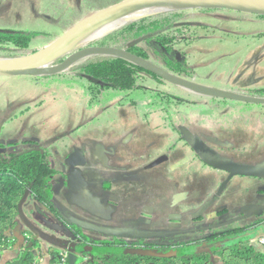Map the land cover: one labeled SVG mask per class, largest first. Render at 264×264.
<instances>
[{
  "label": "rangeland",
  "instance_id": "rangeland-1",
  "mask_svg": "<svg viewBox=\"0 0 264 264\" xmlns=\"http://www.w3.org/2000/svg\"><path fill=\"white\" fill-rule=\"evenodd\" d=\"M120 1L122 0H0V29L39 33L26 50L30 54L50 44L84 17ZM203 8L216 9L205 11L201 10ZM168 11H186L182 18L188 24L183 36L185 40L176 44L175 53L182 56L189 65L192 78L182 79L195 86L201 85L199 87L204 88L207 93L176 84H158L138 70L133 71V90L128 89L116 95L111 90V94H114L111 98H107L105 92L97 95L95 87L93 90L89 87L90 91L88 87L84 89L81 82L86 83L85 81H77L69 76H56L55 80L41 77L38 72L22 76H0V144L5 145L0 152L18 153L25 145L31 144L30 146L47 152L51 167L57 171L55 175L60 176L68 171L66 157L74 150L80 151L84 159L80 169L85 186L80 191L73 192L70 197L65 189L52 193L47 190V195L56 212L54 214L64 224L67 222L77 228L89 240L112 245L111 242L177 243L193 239L199 231L194 224H176L172 227L166 225V221L175 218L182 209L193 208V198L198 199V207L202 205L197 212L200 214L198 219L202 217L204 226H208L205 234L235 225L242 226L246 222L217 226V222L224 221L223 214L227 210L221 207L217 199L220 194L218 185L223 175L211 168L184 174L192 185H200L197 191L189 195L181 186L179 178L171 177L174 174L139 169L126 174L132 179L140 180L134 186L136 196L130 198L127 192L119 194L121 190L118 189L117 180L105 171L103 164L97 162L94 156L95 145L102 141L104 143L102 130L106 127L132 128L143 125L153 130L173 131L175 126L187 121L194 128L202 126V131L222 140L226 139L224 151L218 154V159L239 164L264 165V135L258 134V131L253 136L249 134V111L260 115L264 106H253L251 109L249 102L244 100L250 97L251 85L263 82L264 15L220 7ZM159 13L163 12L143 17ZM131 21L71 45L51 65L74 59L60 72L66 74L73 66L98 56L88 53L75 57L79 51L90 48L87 43ZM138 85L147 91L139 90ZM149 89L158 90L159 93H150ZM211 89L226 91L237 98L209 95L220 94ZM169 95L177 96L182 101L169 98ZM128 97L133 100L132 104ZM123 104L125 107H121ZM122 113L128 114L129 119L126 115L122 116ZM220 125H226L227 128H217ZM168 136L171 137L170 134ZM162 143L164 144L159 145L161 149L158 152L167 148L172 140L166 138ZM181 149L180 146V152ZM227 187L233 192L234 200L240 194L238 189L242 191L249 187V177L235 176ZM248 191L252 193L251 188ZM223 196L220 202L224 199ZM206 204L209 205L205 207ZM234 204H229L228 209L233 212L237 210L242 215L241 208L239 211L240 204ZM258 208L264 209V203H259ZM194 217L196 216L193 215ZM211 225L215 226L210 227ZM83 255L85 254H80L81 257L75 264L85 260Z\"/></svg>",
  "mask_w": 264,
  "mask_h": 264
},
{
  "label": "trees",
  "instance_id": "trees-1",
  "mask_svg": "<svg viewBox=\"0 0 264 264\" xmlns=\"http://www.w3.org/2000/svg\"><path fill=\"white\" fill-rule=\"evenodd\" d=\"M215 9L203 8L201 10L213 11ZM185 14L186 11H167L132 20L90 41L87 46L127 50L175 77L191 79L189 65L182 56L178 57L175 53L176 44L185 40L183 36L188 28V24L182 21ZM38 34L33 31L0 29V58L27 55L26 50ZM76 66H79L78 71L85 77L102 82H112L119 90L129 89L132 66L138 67L123 58L110 55L93 56ZM174 98L177 100L176 97ZM4 146L0 144V149ZM49 160L47 152L36 147L20 153L0 152V244L10 240L11 237L6 235L7 231L15 227L20 212V203L26 193H30L36 200L45 204L50 211L56 213L47 195L50 187L48 178L51 174L57 173L51 167ZM65 227L74 236H79L86 246H90L85 249L86 251L90 252L92 246L99 245L97 241L82 236L74 226L65 223ZM240 232V229L214 232L202 240L161 252L165 254L164 257L99 254L91 251L94 258L82 264H264V248L250 243V239L257 237L255 235L258 232L252 231L245 238L236 237L239 235L235 234ZM31 244L34 243L31 242ZM32 247L27 245L17 257L7 260L5 264H33L36 258ZM57 252L49 253L50 264H58ZM66 264H70L69 259Z\"/></svg>",
  "mask_w": 264,
  "mask_h": 264
},
{
  "label": "flooded vegetation",
  "instance_id": "flooded-vegetation-1",
  "mask_svg": "<svg viewBox=\"0 0 264 264\" xmlns=\"http://www.w3.org/2000/svg\"><path fill=\"white\" fill-rule=\"evenodd\" d=\"M177 56L179 57L178 54ZM78 68L79 66H73L71 69L68 70L66 74H61L60 71L54 74H50L49 76L41 75V77L55 80L56 76H63V77L69 76L77 81L83 80L86 82V83L81 82L83 84L82 86L83 88L90 87L91 90H93V87H95L94 91L96 90L98 91L97 95H101L103 92H105L107 93L106 95L107 98L108 97L111 98V96L113 97L114 94L115 95L117 93L121 94L123 91L128 90V89L127 90L116 89L115 85L109 81L102 82L91 77L90 78L85 77L84 74L78 71ZM135 70L141 71L145 75L149 76L154 80L155 83L157 82L158 84H166L169 86L171 85L173 86V83L171 84L167 82V80L160 77L159 75L153 73L152 71L146 70L140 66L138 67L132 66V75H133V71ZM129 82H131L128 84L130 91L133 90L134 88L131 86L135 82L134 78L132 77V79ZM137 87H139V90L143 89L144 91H147L145 88H142V86L138 85ZM111 90L115 92L113 95L110 92ZM149 90L151 91V92L148 91L150 93L152 92L159 93L157 92L158 90H153V89H149ZM249 90H250L249 91L250 97L264 99V76H263V82H258L256 86L251 85ZM260 90H262L263 92L260 93L259 92ZM128 95H130L129 92ZM168 97L173 98L174 100H176L174 98L176 97L177 101L180 100L177 96L169 95ZM129 98L130 97H128V99ZM129 102L132 104L133 100L129 99ZM253 106L261 107L264 106V103L249 102V107L251 109ZM121 107H125V105L123 104ZM121 115L122 116L126 115V118L129 119L128 114L122 113ZM135 116H137L136 113ZM257 119H258V124H257ZM140 123H142L141 118H140ZM193 126H194L193 124L189 125V122L185 121L183 124L175 126L173 128V131H168V130L159 131L158 129H156L159 132H156V130L155 129L153 130V128H148L147 126H143V125L137 127L135 126L132 128L121 127V126L106 127L102 130L103 132L102 140H104V143L102 141L100 144H96L95 148L93 149V153L97 159V162H99L101 165L103 164L105 171L107 173H110L113 179L117 180L118 189L121 190L119 191V194L122 191L127 192L130 198L136 196L134 191L135 190L134 186L136 184V181L139 182L140 180L139 178L132 179L131 176L126 174L133 173L139 169H148L152 173L154 171L158 172V170H160V172L164 171L165 173L168 172L174 174L171 177L177 179L179 178V180L182 183L181 186H183L187 190L189 195L191 192L197 191V188L199 189L200 185L199 184L192 185L191 182H189V180L187 179L188 177L185 176L184 174L189 172L192 173L200 172L206 167H208L217 171L216 173H221V175H223V178L218 185L220 186V184L226 179L228 173L216 169L213 166L209 165L206 159L209 160L218 159L217 158L219 157L218 154H221L224 151L223 149L225 148L226 139L222 140L220 139V137L217 138L207 132L202 131L203 128L202 126L201 127H199L198 125L195 126V128L197 127L196 129ZM225 127L226 125H220L217 128L223 130L225 129ZM182 129H187L195 138L201 140L213 153L211 154V153L195 152L192 149L191 145L188 143V141L185 140L184 135L182 133ZM257 131L258 134L264 135V111H260V115H255L254 111H249V132H250L249 134L253 136L255 133H257ZM168 134H170L171 137L168 136ZM166 138L171 139L172 143L168 145L167 148H163L162 151L158 152L161 149V148L159 149V145L164 144L162 143V141ZM262 138L264 139V136H262ZM98 146H101V150H99ZM180 146L182 147L181 152H180ZM100 153L103 156L104 161L101 160ZM191 167L193 169H191ZM241 177H248V176H241ZM229 182L227 183V185L229 184ZM227 185L224 187V189L220 192V194L217 197L221 207L225 211L227 210L223 214L224 221L222 223L217 222V226L219 224H223V226H228L231 224H236L238 221H246V222L242 226L235 225L232 228L218 229L217 231L214 232L240 229L241 233L239 234V236L236 237L238 238L248 237L249 233H251L253 229H255V227H257L258 225H259L258 227L262 226L263 225L262 222H264V209H260L257 207L259 206V203H264V190H260V188H264V179L249 177L248 188L249 189L251 188L252 193L248 191L249 189L247 187L246 190H242V191L241 189H238L240 194L234 200H233V192H230V188H228ZM212 187H213V181L211 183V188ZM203 191L204 189L202 188V193ZM223 193H225V196H223ZM119 194L117 193L118 195L117 197L120 196ZM138 195L140 196V194ZM222 196L224 199H222V202H220V198ZM193 201H194L193 208L191 207V209L189 208L182 209L180 212L176 214L175 218H169L166 221V225H169L171 227L176 224H186V223L194 224L195 226H197L199 231L197 232L195 238L193 239L187 240L185 242H177V243H158V242H148V241L145 242L140 241V242L128 243V244L111 242L112 245H110L109 243H101L102 241H97V243H99V245L101 246L133 247V248H141L145 250H155L159 252H165V251L173 250L177 247H182L184 246V244L202 240L207 235H209V234H205V230L208 228V226L207 227L204 226V223L202 222L203 219H201L202 217L198 219L200 214L197 212V210L202 205L200 204L198 207L197 198H193ZM237 202L240 204L239 211L240 208L241 210L247 208L242 211V215L241 214L239 215V212H237V210L233 212V210L230 211L228 209L229 204H233V203L236 204ZM253 205L256 206L257 208L248 209L249 206H253ZM258 213H260V216L258 215ZM193 215L196 217L193 218ZM214 226L211 225L210 227H214ZM263 229L264 228L260 230ZM84 247L88 248V245ZM83 250H85V248H83ZM90 252L83 255L85 258L84 261H88L94 258L93 256L94 254Z\"/></svg>",
  "mask_w": 264,
  "mask_h": 264
},
{
  "label": "water",
  "instance_id": "water-1",
  "mask_svg": "<svg viewBox=\"0 0 264 264\" xmlns=\"http://www.w3.org/2000/svg\"><path fill=\"white\" fill-rule=\"evenodd\" d=\"M163 1H168V0H122L118 3L112 4L108 7L97 10L91 13L90 15L84 17L83 19L75 23L74 25H72L61 36H59L57 39L52 41L50 44L42 47L41 49L35 50L34 52L28 55H25V56H21V57L0 58V76H6V77L22 76V75L33 74L34 72H38L40 75H50V74L63 71L64 66H66L69 63L70 59L65 60L63 63H57L53 65L51 64L57 59H59L70 48V46L73 44L76 38H78L79 36L83 34L93 32L100 26H103L104 24L111 22L112 20H114L115 18H117L118 16L126 12H129L137 8H143V7H147L150 5H154V4L163 2ZM211 7H220V6H211ZM220 8H226V7H220ZM226 9H230V8H226ZM251 13H255L258 15H264V13H256L253 11H251ZM140 18H143V16L136 18L134 20H137ZM94 50H100V51H105V52L112 50V51H123V52L129 53L127 50H123V49L90 47L88 49L79 51L75 57L81 55L84 52H90ZM95 55H99V54H95ZM105 55L116 56V57H120V58H123L129 61L128 59L122 56L115 55V54H105ZM129 62L159 75L157 72L149 68L136 64L132 61H129ZM211 90H214L220 94L218 95L209 94V95L221 96V97H227V98H237L233 94L228 93L226 91H218L215 89H211ZM244 100L247 102H252V103H264L263 98L249 97ZM182 133L184 135L185 140L188 141V143L191 145L192 149L195 152L211 153V154L213 153L201 140H199L198 138H195L187 129H182ZM98 148L99 150H101V146H98ZM100 158L102 161H104L101 153H100ZM206 160H207V163L213 166L214 168L228 173L226 179L220 184L218 188V192H221L224 189V187L227 185V183L233 176H248V177L264 179V165L239 164V163H235L231 161H224V160H219V159H211V160L206 159ZM65 162L70 168L69 171L67 172L64 171L63 174H61L60 176L59 174H57L58 175L57 178H56L57 175L55 174L51 175L48 178V182L50 184L49 192H60L61 190L65 189L68 193V196H70L71 193L79 190L85 184V181L83 179L81 169H80V167L84 164V159L80 151L74 150L66 157ZM208 205L209 204H206L205 207ZM257 207L253 205V206H249L248 209L249 208L254 209ZM245 209L247 208H244L243 210ZM258 215L260 216V213H258ZM11 231L12 230L7 231V234H6L7 237H11ZM257 232H258L256 233L257 235H255L257 237L264 234L262 230H258ZM84 248L86 249V247ZM64 249H67L69 251L68 259H69L70 264H75L77 261V255L75 252H78L79 255L88 253V251L83 250V248L78 249V250H75L73 247L71 248L69 243L67 244L66 247H64ZM91 251L93 253L113 254V255L115 254H118V255L119 254H122V255L137 254L141 256H150V257H164L165 256V254L155 251V250H145L141 248L119 247V246L95 245L91 247Z\"/></svg>",
  "mask_w": 264,
  "mask_h": 264
},
{
  "label": "crops",
  "instance_id": "crops-1",
  "mask_svg": "<svg viewBox=\"0 0 264 264\" xmlns=\"http://www.w3.org/2000/svg\"><path fill=\"white\" fill-rule=\"evenodd\" d=\"M6 140L7 138L5 141ZM30 145L31 144L25 145V148L20 151L23 152L32 148ZM67 167L69 171L70 168L68 165ZM83 187H81L79 191ZM262 224L263 225L260 227H258L259 225L255 227L253 232L264 228V222H262ZM263 230L262 232H264ZM85 238L89 239L88 237ZM31 242L34 244H31ZM68 243L71 248L73 247L76 250L82 249L86 246L79 236H74L72 232L65 227L63 220L59 216L50 211L45 204L36 200L30 193H26L20 203V212L17 218V223L11 231L10 240L7 241V245L9 246L5 250L0 251V264H5L7 260L17 257L27 245L30 247L33 246L32 252L35 254L36 264H50L51 256L49 253L51 251L63 250ZM75 253L77 255V261H79L81 256L78 252Z\"/></svg>",
  "mask_w": 264,
  "mask_h": 264
},
{
  "label": "bare ground",
  "instance_id": "bare-ground-1",
  "mask_svg": "<svg viewBox=\"0 0 264 264\" xmlns=\"http://www.w3.org/2000/svg\"><path fill=\"white\" fill-rule=\"evenodd\" d=\"M211 6L226 7V8H230L233 10H239V11L250 12V13H251V11L256 12V13H264V0H168V1H163L160 3L154 4V5H150V6L143 7V8H137V9L131 10L129 12H126V13L118 16L117 18H115L111 22L104 24L103 26H100L99 28H97L93 32L86 33V34L79 36L78 38H76L74 40L72 45L78 44L81 41H83L84 39H87L89 37H93L96 34H102L104 32L110 31L111 29L115 28L116 26L120 25L121 23L130 21V20H134V19L141 17V16H144L146 14L164 12V11L174 10V9H189V8H201V7H211ZM88 53H92L93 55L94 54H101V55L102 54H115L118 56H122V57L128 59L129 61H132L136 64H139L141 66H144L146 68H149V69L157 72L160 76H162L164 79H166L167 81H169L173 84L182 86V87L189 89V90H196L199 92L207 93V91H205L204 88L199 87V86H195V85L190 84L186 81H183V80H181V79H179V78H177V77H175V76H173L167 72H164L163 70H160V69L156 68L155 66H152L148 62L144 61L143 59H141L137 56H134L133 54L123 52V51L109 50V51L105 52V51H100V50H94V51H90V52H84L81 55H86ZM81 55L77 56L76 58L80 57ZM72 60H74V59H70L69 63Z\"/></svg>",
  "mask_w": 264,
  "mask_h": 264
},
{
  "label": "built area",
  "instance_id": "built-area-1",
  "mask_svg": "<svg viewBox=\"0 0 264 264\" xmlns=\"http://www.w3.org/2000/svg\"><path fill=\"white\" fill-rule=\"evenodd\" d=\"M250 243L262 246L264 248V235L250 239ZM8 246L9 245H7V241L0 244V251L5 250L6 248H8ZM68 256H69V252L67 249H63V250L58 251L57 252L58 264H66V262L68 260ZM33 264H36V262L34 261Z\"/></svg>",
  "mask_w": 264,
  "mask_h": 264
}]
</instances>
